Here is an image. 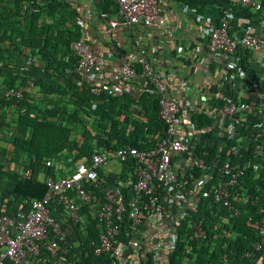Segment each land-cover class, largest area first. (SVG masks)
Masks as SVG:
<instances>
[{"label": "built area", "instance_id": "obj_1", "mask_svg": "<svg viewBox=\"0 0 264 264\" xmlns=\"http://www.w3.org/2000/svg\"><path fill=\"white\" fill-rule=\"evenodd\" d=\"M114 2L119 16L108 20L111 28L117 24L163 23L157 0ZM226 2L235 7L261 8L257 0ZM229 22L230 13L223 12L216 23L202 28L208 53L234 54L237 48H251L259 53L264 67V39L249 31H229ZM70 47L76 57L73 74L78 78L95 75L89 85L93 95L109 91V83L99 78L100 58L88 44L77 38ZM138 68L156 95L163 134L150 148L124 145L110 151H94L79 159L67 175L43 176V195L21 198L27 205L23 216L5 213L0 200V264H170L166 255L175 250L179 240L185 242L183 257L175 264H191L200 255L198 248L192 252L191 244L205 240L207 235L202 219L195 216L198 200H211L233 216L240 213V208L232 203L233 190L240 187L245 166L230 164V155L238 153L240 144L224 142L210 157L207 147L199 151L188 139L181 138L180 106L168 93L165 78L152 72L144 50H138L133 60L123 58L111 80L128 81L136 76ZM28 86L34 87L31 81ZM1 97L20 99L22 91L9 87ZM13 106L10 103L0 107V115ZM211 108L201 98L185 112L188 117L208 115ZM246 110L264 113V87L252 85L244 100L230 99L220 108L231 123ZM185 131H194L193 125L187 124ZM245 142H251L258 154L264 151V125L253 129ZM221 150H225L224 157ZM110 161L123 167L130 165L131 170L111 183L97 172ZM29 175L28 171L26 176ZM182 221L183 233L178 231ZM256 234L257 239L241 255L249 264H264V216L256 223ZM88 254L94 261L88 262ZM221 264H230L226 255Z\"/></svg>", "mask_w": 264, "mask_h": 264}, {"label": "crops", "instance_id": "obj_2", "mask_svg": "<svg viewBox=\"0 0 264 264\" xmlns=\"http://www.w3.org/2000/svg\"><path fill=\"white\" fill-rule=\"evenodd\" d=\"M56 1L67 5V10L73 14V17L66 20L61 27L76 31L77 38H82L91 51L100 58L99 78L110 85L109 91L105 93L116 96L126 93L134 98L132 107L138 112L132 118L143 119L144 111L137 101L145 95L155 98L154 90L141 73H137L128 81L120 82H112L111 74L123 58L133 60L138 50H144L152 72L165 78L168 93L180 106L182 117L180 137L188 139L197 149L210 146L218 148L224 142L241 144L253 129L264 125V113L258 110L242 111L235 123H231L220 112V108L230 99L244 100L246 91L252 85L264 87V67L260 63L259 53L251 48H237L234 54L212 56L206 49L202 31L205 25L216 23L220 14L229 12V31L234 33L249 31L264 39V0H257L261 5L257 10L251 7H235L226 0H157L163 19L162 25L117 24L113 28L108 25V20L118 16L113 14L106 16L102 10V0H31L28 4L31 10L41 11L47 15L46 22L52 23L54 15L60 10V4L55 5ZM5 55L7 57L6 53ZM7 58H9L6 60L10 63L9 67L3 66L0 61V82L8 76L16 77L17 81L25 79L44 82L50 78L43 72V61L38 55H28L27 50H24L21 56ZM66 75H70V72H66ZM94 76L78 78L71 74L77 87L83 84L89 86ZM27 90L30 96L28 103L43 109L45 102L37 87ZM53 97L55 101L68 99L67 96L60 95ZM201 98L212 107L210 114L188 117V112L185 111ZM66 109L70 111L72 106L67 104ZM35 112V108L30 109V113ZM114 118L122 121L123 114ZM103 123L107 121L104 120ZM187 124L193 125L194 131H185ZM69 126L68 139L75 140L79 144L82 139L81 125L71 122ZM13 129H15L14 115H8L0 130L2 137L0 163L4 165L3 169L19 173L20 162H26L29 157L23 153L17 162L11 161ZM156 136L157 133L153 134V138ZM75 153L74 149L65 147L61 152L45 159L43 165L53 168L52 176L67 175L78 161ZM255 169L258 171L259 167ZM98 170L100 175L111 183L119 181L127 173L125 167L114 161H110ZM28 171L31 175L30 169H25L22 175L27 177ZM43 176H45L44 171L39 169L36 179L41 181ZM12 185L6 177L0 180L1 209L7 214L23 216L27 205L21 198H15L11 192ZM218 220L213 228L219 226L222 228L227 224L224 217H219ZM252 226L256 229V223ZM236 235L240 233H231L230 237L234 238Z\"/></svg>", "mask_w": 264, "mask_h": 264}, {"label": "trees", "instance_id": "obj_3", "mask_svg": "<svg viewBox=\"0 0 264 264\" xmlns=\"http://www.w3.org/2000/svg\"><path fill=\"white\" fill-rule=\"evenodd\" d=\"M29 1L0 0V61L3 66H10L6 62L9 59L7 57L21 56L22 51L27 50L28 55L41 57L43 72L50 76L44 82L31 81L45 102L43 109L28 103L30 96L27 88L30 87L27 80L17 81L16 77L8 76L0 82V107L14 103L11 109L2 111L0 115V130L6 117L14 115L10 159L17 162L23 153L29 157L26 162H20L19 173L3 169L4 165L0 163V180L6 177L12 182L11 192L15 198H40L43 195L45 185L36 179V173L42 169L44 175H52L53 168L44 166V160L65 147L74 149L78 160L94 151H110L124 145L147 149L154 146L164 129L157 114L156 95L155 98L145 95L137 101L144 113L143 119L136 120L132 116H136L138 110L132 107L134 98L131 95H93L87 84L77 87L71 78L76 57L69 46L77 38V32L61 27L73 14L67 10V5L56 1L55 5L60 4V10L54 15L53 22L48 23L45 20L47 15L29 8ZM102 2L106 16H119V8L114 0ZM66 72H70V75H66ZM137 73H141L139 68ZM9 87L21 89L22 97L3 99L1 93ZM53 95L67 96L68 99L55 101ZM67 104L72 106V110L66 109ZM31 108H35L36 112L30 113ZM121 114L122 121L114 118ZM104 120L107 123H103ZM71 122L79 123L82 127L79 144L68 139ZM155 133L157 136L153 138ZM207 149L212 157L216 147ZM221 151L224 157L225 150ZM230 164L245 166L240 187L233 190L235 198L232 203L240 208V213L233 216L211 200H198L195 216L202 219L207 235L205 240L191 244L192 252L197 248L200 251L191 264H221L223 255H226L230 264H249L241 254L257 239L256 229L252 225L264 216V151L258 154L251 142H243L238 147V153L230 155ZM124 167L126 171L131 170L130 165ZM255 167H259V170L256 171ZM25 169L31 170L29 177L22 175ZM97 172L100 175L99 170ZM219 217H225L227 224L222 228H213L219 222ZM184 227L185 221H182L178 231L185 232ZM238 232L240 235L230 237L231 233ZM183 243L184 240H179L175 250L166 255L170 264H175L183 257ZM187 257L191 259L192 255L188 254ZM87 259L91 262L95 258L88 254ZM146 264H150V261Z\"/></svg>", "mask_w": 264, "mask_h": 264}]
</instances>
